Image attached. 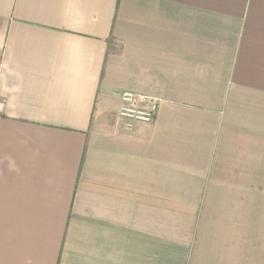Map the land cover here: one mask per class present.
<instances>
[{
	"label": "crops",
	"instance_id": "1",
	"mask_svg": "<svg viewBox=\"0 0 264 264\" xmlns=\"http://www.w3.org/2000/svg\"><path fill=\"white\" fill-rule=\"evenodd\" d=\"M0 98V264H264V0H0Z\"/></svg>",
	"mask_w": 264,
	"mask_h": 264
},
{
	"label": "built area",
	"instance_id": "2",
	"mask_svg": "<svg viewBox=\"0 0 264 264\" xmlns=\"http://www.w3.org/2000/svg\"><path fill=\"white\" fill-rule=\"evenodd\" d=\"M156 96L124 90L119 96L118 115L125 122L127 128L132 121L151 123L158 107ZM4 108V101L0 98V114Z\"/></svg>",
	"mask_w": 264,
	"mask_h": 264
}]
</instances>
